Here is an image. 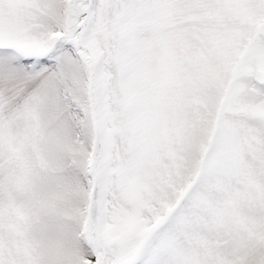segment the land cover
I'll return each mask as SVG.
<instances>
[{"label":"snow or ice","instance_id":"snow-or-ice-1","mask_svg":"<svg viewBox=\"0 0 264 264\" xmlns=\"http://www.w3.org/2000/svg\"><path fill=\"white\" fill-rule=\"evenodd\" d=\"M0 264H264V0H0Z\"/></svg>","mask_w":264,"mask_h":264}]
</instances>
